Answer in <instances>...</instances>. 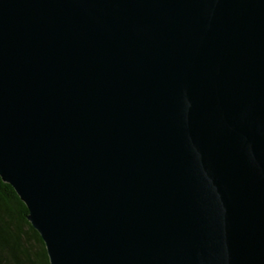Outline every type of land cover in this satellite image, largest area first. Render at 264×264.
<instances>
[{
  "label": "water",
  "instance_id": "obj_1",
  "mask_svg": "<svg viewBox=\"0 0 264 264\" xmlns=\"http://www.w3.org/2000/svg\"><path fill=\"white\" fill-rule=\"evenodd\" d=\"M0 176L50 264H264V0H0Z\"/></svg>",
  "mask_w": 264,
  "mask_h": 264
},
{
  "label": "trees",
  "instance_id": "obj_2",
  "mask_svg": "<svg viewBox=\"0 0 264 264\" xmlns=\"http://www.w3.org/2000/svg\"><path fill=\"white\" fill-rule=\"evenodd\" d=\"M25 202L0 176V264H50L44 240Z\"/></svg>",
  "mask_w": 264,
  "mask_h": 264
}]
</instances>
